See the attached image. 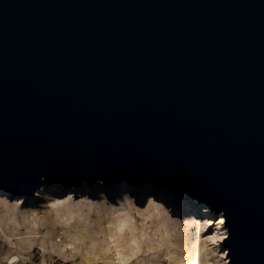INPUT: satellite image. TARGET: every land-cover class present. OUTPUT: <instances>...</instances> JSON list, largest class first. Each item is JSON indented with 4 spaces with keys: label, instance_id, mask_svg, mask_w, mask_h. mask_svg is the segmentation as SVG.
Returning a JSON list of instances; mask_svg holds the SVG:
<instances>
[{
    "label": "water",
    "instance_id": "obj_1",
    "mask_svg": "<svg viewBox=\"0 0 264 264\" xmlns=\"http://www.w3.org/2000/svg\"><path fill=\"white\" fill-rule=\"evenodd\" d=\"M97 181L203 203L264 264V0H0V190Z\"/></svg>",
    "mask_w": 264,
    "mask_h": 264
},
{
    "label": "rangeland",
    "instance_id": "obj_2",
    "mask_svg": "<svg viewBox=\"0 0 264 264\" xmlns=\"http://www.w3.org/2000/svg\"><path fill=\"white\" fill-rule=\"evenodd\" d=\"M96 183L104 191L121 184L105 186L102 181L92 186L83 184L92 189ZM124 184L141 193L140 203L148 199L150 191L155 192L156 198L151 197L155 204L170 197L174 200L183 198L185 202L194 201L184 194L175 196L169 190L154 185L135 187L126 182ZM81 186H42L41 193L38 194L39 189L33 197L11 195L0 190V264H10L13 257L17 259L14 264H185L189 259V250L203 245L210 250L211 245L205 242L210 229L197 231L196 223L209 220L213 224L215 218L217 222L222 217V214L211 212L207 205L194 201L198 208L208 210L211 216L193 211L188 228L180 229L175 222L176 216L164 214L162 219L167 221L168 229L166 239L160 221L149 218L151 210L137 213L135 208L140 206L135 204L129 208L131 220L127 226L110 227L108 222L123 214L122 208L112 207L111 198L107 200L106 197L105 200L102 198L104 195H82ZM130 198L134 200L132 196ZM222 221L224 223L223 217ZM175 225L178 227L173 229ZM125 227L133 229L138 246L135 253L125 250L129 234ZM168 241L173 244L169 249ZM221 250L226 258L227 252L222 245Z\"/></svg>",
    "mask_w": 264,
    "mask_h": 264
},
{
    "label": "bare ground",
    "instance_id": "obj_3",
    "mask_svg": "<svg viewBox=\"0 0 264 264\" xmlns=\"http://www.w3.org/2000/svg\"><path fill=\"white\" fill-rule=\"evenodd\" d=\"M124 183L125 182H122L116 188L114 187L112 189L105 190V191L101 188L99 183H96L92 189L87 188V186L85 184H83L80 188V190L83 192L82 195H84L86 197H90L94 194H100L101 196L104 195V197L102 196V198H105V200L108 197L111 198L110 203H111L112 207L122 208L124 213L121 214L120 216L116 217L114 220L109 221L108 226H110V227L119 226V228H120V227L127 226V223H129L131 220L129 208H131L132 206H135V204L140 206V208H135V212H137V213L139 211L140 212L143 211V213H144V212H147V210H149V209L151 210V212H150V214H148V216L151 219L154 218V219L160 221V227L162 226L163 230H165V232H164L165 238L168 236V232H167L168 229L166 227L167 221H165V219H162L164 214H168V213L170 214L171 213V214H173V216H176L175 222H176V224L180 225V229H187L188 228V224H189L190 220L192 219L191 216L193 214L192 213L193 211H199L200 213L205 214V215L211 214V213L209 214L208 210H206V209H203V208L200 209L201 207L198 208V206L195 205L194 201H191V202L186 201L185 202L183 200V198L179 199V200H174V199H171V197H170V199H168V198L164 199L161 196L162 194H160L161 198H163L162 202L160 201V204H155L154 203L155 201L151 198L152 196L155 195V192H153V191L149 192L148 199H146L144 201V203L143 202L140 203V201H142L141 200V193L139 191H135L136 188L134 190H132L130 187H128ZM42 190H43V188L40 189L38 194L41 193ZM158 195H157V197H158ZM131 196L134 200H131V198H130ZM109 198L107 200H109ZM143 198H144V196H143ZM222 217L220 216L218 218L219 220L217 222H215L217 219V218H215L213 224H211L209 222V220L198 221L196 223L197 231L203 232L205 230L210 229V235L205 240L206 243H209L211 245L210 250L209 251L206 250V247L204 245L198 246L192 250H189L187 252V254L189 255V259L185 264H230L227 262V259L225 258L224 251L221 250V241L225 237V234H226L225 228L223 226ZM177 227L178 226L175 225V226H173V229H176ZM126 228H128V227H125V229ZM128 231H129V234H128L126 241H125V243H126L125 250L128 251L129 253H135L137 251V247H138L136 239H135V235H134L132 228L129 227ZM172 246H173V244H171V242L168 241L167 242V248L169 249ZM152 247L154 249V246H152ZM152 247H150V248H152ZM160 247H162V246H160ZM170 254H168V255L170 256ZM16 260L17 259L15 257H13L12 259H10V264H14L16 262Z\"/></svg>",
    "mask_w": 264,
    "mask_h": 264
}]
</instances>
